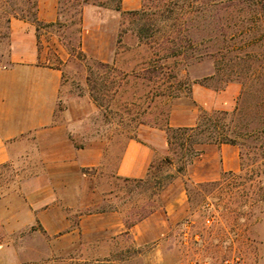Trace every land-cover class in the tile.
<instances>
[{"label":"rangeland","instance_id":"rangeland-1","mask_svg":"<svg viewBox=\"0 0 264 264\" xmlns=\"http://www.w3.org/2000/svg\"><path fill=\"white\" fill-rule=\"evenodd\" d=\"M83 1L60 0V19L51 24L42 22L39 27V47L46 62L63 69V100L82 95L92 98L91 85L87 81V77L92 76L91 84L96 86V94L109 107L100 108L94 101L97 106L95 113L87 118L78 132L74 131L72 137L78 145L91 137H102L108 144L111 139L107 158L108 168L113 169L125 142L136 132V122L131 119L140 116L147 107L150 101L147 95L164 90L162 81L150 82L132 74L135 70L140 72V64L156 51L155 45L138 44L137 38L139 28L150 25L154 18L146 14L139 19V16L127 12L102 7L100 19L105 33L104 43L118 54L115 62L120 71L130 73L127 84L114 95L111 81L117 78V74L99 68L97 63L101 60L81 47L83 8L86 5ZM146 1L150 12L161 4L160 0ZM37 5L38 0H0V66L8 62L11 19L33 21L37 18ZM227 5L225 17L241 15L246 18L243 26H255L244 34V38L257 37L258 40L257 47L248 49L251 57L231 61L235 52L228 48L229 42L222 45L223 55L218 54L220 42L216 39V22L211 20L212 54L190 64L187 69H183L181 64L174 72L185 74L190 83L200 80L204 86L216 91H221L231 82L241 84V93L230 112L242 107L236 122L246 131L260 126L261 113L264 115V107H257L256 92L257 87L264 84V0H229ZM256 8L257 11H253ZM252 16L257 17L254 23L250 20ZM162 36L160 33L153 39L161 41ZM89 69H92L91 74ZM256 70L257 74L263 75L254 80L250 76ZM228 79L232 80L226 82ZM181 95L169 101L155 97L151 114L145 116L151 118L169 106L179 108L193 102L192 91L182 90ZM123 101H136L137 105H129L128 111L124 112ZM64 107L63 101L59 110ZM202 110L211 112L219 109L202 108L199 115ZM242 142L241 146L236 145L241 157L239 170L225 171L217 180L198 182L191 179L188 169L185 174L178 175L185 176L187 212L159 239L141 241L129 233L111 235L106 232L86 237L82 247L54 253L50 251V241L38 224L13 234L6 228L9 218L25 207L19 189L21 179L39 171L40 163L37 168L25 167L24 164L1 166L0 244L13 240L28 252L37 249L35 264H264V147H260L264 138L257 140L255 134ZM163 158L155 159V168L148 179L112 180L113 192L105 198L100 209L116 208L125 222L132 224L141 221L150 211L161 208L164 204L162 193L174 181L168 183L169 176L176 173V165H163ZM160 182L168 184L162 188Z\"/></svg>","mask_w":264,"mask_h":264},{"label":"crops","instance_id":"crops-1","mask_svg":"<svg viewBox=\"0 0 264 264\" xmlns=\"http://www.w3.org/2000/svg\"><path fill=\"white\" fill-rule=\"evenodd\" d=\"M60 0H38L37 19L55 23L60 19ZM142 0H122V10L139 9ZM102 7L83 8L81 47L104 62H114L115 52L104 43ZM8 62L0 66V167L24 164L40 170L24 176L20 193L25 207L9 218L6 228L13 234L38 224L50 241L52 253L83 246L86 237L102 233H129L141 241L165 235L187 212L185 176H177L163 191V206L129 227L116 208L100 209L112 194V180L145 179L157 157L169 154L165 128L142 124L136 136L127 139L119 161L108 168L107 147L102 137H91L78 145L73 140L87 118L97 109L89 95L63 100V69L46 62L39 47V28L34 21H10ZM93 42V43H91ZM94 44V46H93ZM241 84L231 82L221 91L194 84L191 104L173 107L172 127L196 126L199 110H233ZM65 107L59 110V104ZM188 167L194 181L217 180L225 171L241 168L236 145L206 144ZM37 249H23L15 241L0 244V264H35Z\"/></svg>","mask_w":264,"mask_h":264},{"label":"trees","instance_id":"trees-1","mask_svg":"<svg viewBox=\"0 0 264 264\" xmlns=\"http://www.w3.org/2000/svg\"><path fill=\"white\" fill-rule=\"evenodd\" d=\"M161 4L156 5L157 9L150 12L146 0L143 2L141 9L130 11L122 10V0H84V4H94L100 7L113 8L117 11L127 12L128 14L139 16L141 19L146 14L153 15V22L150 25H144L139 28L137 33L138 44L155 45L157 47L153 55L149 59L143 61L140 72L133 71L134 77H143L150 82L156 79L162 81L164 90H159L157 93L147 95L150 99L147 107L143 110L140 116H135L131 120L136 122L135 131L142 125H151L165 128L168 132L169 154L162 160V164L166 166L176 165V173L170 174L171 183L176 176L185 174L189 165L203 152V147L206 144H231L241 146L243 140L253 137L257 134V140L260 137L264 138V115L261 113L262 121L260 126L255 129L244 131L236 122L237 115L242 113V107L238 106L233 112L228 110H213L208 112L202 110L199 115V121L196 126L190 127H172L169 125V117L172 106L162 109L158 115L147 118L145 115L151 114L152 106L155 97H161L166 101L180 98L182 90L192 91L193 84H202L204 82L195 80L190 83L187 76L181 72H174L175 68L183 65V69H187L190 64L198 63L211 55L210 42L213 40L211 29V20H215V31H217L216 39L220 42L217 53L223 55L224 46L226 42L231 43L228 48L234 53L231 61H240L245 58H250L251 53L248 49L257 47V37H246L244 34L251 31L255 26H243L246 18L241 15L232 17H225V10L228 7L229 0H160ZM253 11H257V8ZM252 22L257 21L256 16L250 18ZM33 21L37 24L38 28L42 22L37 18ZM160 22V23H159ZM248 22V21H246ZM159 23V26L156 24ZM163 35L161 41L154 40L153 38L160 34ZM261 40H259L260 42ZM252 51V50H250ZM118 55V54H117ZM98 67L107 71L117 74L111 83L116 95L119 90L125 86L130 77V73L120 71L116 62L113 63L98 61ZM90 74L92 69H89ZM263 74H257V70L251 73V78L257 80ZM180 76V77H179ZM228 79L226 82L231 81ZM89 85H91V96L100 108L104 104L96 94V86L91 84L92 76L87 77ZM257 107H264V84L262 87H257ZM262 94V95H260ZM152 96V97H151ZM151 97V98H150ZM136 106V101H123L121 106L124 112L128 111V106ZM247 125V124H246ZM135 134L131 137H135ZM264 147V142L260 145ZM264 157V156H263ZM156 162L151 164L147 179L152 176L153 169ZM236 174V173H234ZM145 178V179H146ZM144 180V179H141ZM162 180V179H160ZM168 183L160 182V187L164 188ZM153 211H150L143 218L149 216ZM127 224L129 227L136 224Z\"/></svg>","mask_w":264,"mask_h":264}]
</instances>
